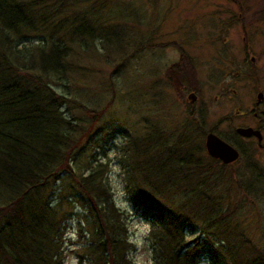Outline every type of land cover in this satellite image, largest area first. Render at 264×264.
<instances>
[{"label": "trees", "instance_id": "16d2710c", "mask_svg": "<svg viewBox=\"0 0 264 264\" xmlns=\"http://www.w3.org/2000/svg\"><path fill=\"white\" fill-rule=\"evenodd\" d=\"M42 1L0 0V264H64L70 216L76 217L83 238L73 250L79 264H133L132 218L148 228L152 264H199L202 259L207 264H264L239 228L243 210L235 217L231 209L234 183L219 172L226 165L208 157L222 168L216 171L208 160L194 158L201 150L194 130L176 136L174 148L160 137H148L149 132L142 141L120 145L117 162L128 209L118 207L110 170L99 162L107 147L92 142L91 127L85 130L65 114L68 101L49 79L73 70L67 61L69 39L92 40L101 28L102 14H96L109 4L87 0V7L65 16L66 8L82 2ZM26 33L36 34L38 41L26 44L21 36ZM172 67L174 81L187 78ZM85 140L99 151L87 167L75 170L73 157ZM201 148L205 153L203 143ZM247 164L250 178L235 187L246 196H261L264 173ZM65 176L72 179L71 189L60 197L55 184Z\"/></svg>", "mask_w": 264, "mask_h": 264}, {"label": "rangeland", "instance_id": "374dc122", "mask_svg": "<svg viewBox=\"0 0 264 264\" xmlns=\"http://www.w3.org/2000/svg\"><path fill=\"white\" fill-rule=\"evenodd\" d=\"M77 1L82 3L66 8L65 16L71 10H81L94 3V0ZM105 3L109 4L108 9L96 14L97 18L102 14L100 32L95 29L92 40L67 37L72 41L70 46L66 42L71 47L67 61L73 70L67 76L48 78L54 90L68 101L63 108L65 114L76 118L83 129L91 127L92 142L107 147L106 157L101 156L99 162L110 170L108 180L118 207L128 209L117 162L120 145L134 138L142 141L149 132L148 137H160L166 146L174 148L176 136L191 129L187 125L191 120L187 93L172 78V66L175 63L177 66L182 53L201 81L199 94L210 100L208 108L214 112L208 118L211 123H220V137L240 152L236 162L219 171L222 169L219 164L203 153L205 134L200 132L194 134L198 138L197 148L202 151L193 156L203 162L208 160L210 169L231 178L234 183L228 197L231 209L235 217L236 211L243 210L239 228L254 243V250L264 256V194L246 196L235 187L238 181L240 184L250 178L247 163L264 173V148H258L251 139H239L234 133L236 127L257 124L248 114L256 94L259 91L264 94V0H107ZM101 32L107 35L109 44ZM21 36L26 44L38 41L36 34ZM19 44L21 48L23 45ZM214 97L219 98L217 103ZM91 112L97 116L94 118ZM92 142L83 144L73 157L75 170L87 167L92 155L99 151ZM71 181L65 176L55 184L60 197L69 192ZM69 218L72 223L67 224L69 229L64 234V264H79L73 250L81 245L83 238L76 217ZM129 225L135 246L130 254L133 264H152L145 240L147 226L138 218L130 219ZM199 264L207 262L202 259Z\"/></svg>", "mask_w": 264, "mask_h": 264}, {"label": "flooded vegetation", "instance_id": "af4514ba", "mask_svg": "<svg viewBox=\"0 0 264 264\" xmlns=\"http://www.w3.org/2000/svg\"><path fill=\"white\" fill-rule=\"evenodd\" d=\"M181 55L179 57V61L177 62V66L175 71H180V75L184 76L187 73V78L182 81L180 79L179 83L180 85L182 84V88H184V91H186L187 95H186V102H187V112L189 117L191 118V123L194 125V132L196 134H205V138L208 134H213L215 136H217L218 138H220L222 141L226 142L227 144L231 145L233 147V145L231 143H229L226 139L223 140L220 137V132H219V122H215V123H211V120L208 118L209 115H211L212 112H214V110H212L209 106V99L203 98L199 93L200 90V86H201V81L197 80V75L196 72L193 73V68L191 65V62L186 61V57H184L185 55ZM188 60V59H187ZM252 60V59H251ZM176 65V63L174 64V66ZM185 65V66H184ZM187 65L190 66L191 68H187ZM186 67V68H185ZM198 86V87H197ZM198 88V89H197ZM261 93L263 95L264 98V94L259 91L256 94V99H255V103L252 106V109L249 111L250 116L253 117L254 121H257V124L254 126H246V127H250L256 130H259L262 136L261 139V145H264V124H262L264 122V113H263V100L261 99V101H258V94ZM216 103L219 101L218 97H214L213 99ZM212 101V100H211ZM197 105H199V107L197 108ZM217 105V104H216ZM211 106V105H210ZM199 129V130H195V129ZM239 127H236L234 129V133L235 136L239 139H243V140H253L256 142L257 146L259 148H261L258 144V141L255 137H250V138H244L242 136H239L236 133V129Z\"/></svg>", "mask_w": 264, "mask_h": 264}, {"label": "water", "instance_id": "95a60500", "mask_svg": "<svg viewBox=\"0 0 264 264\" xmlns=\"http://www.w3.org/2000/svg\"><path fill=\"white\" fill-rule=\"evenodd\" d=\"M258 101L260 102L261 99L263 100V113H264V98L261 93L257 96ZM236 133L239 136H242L244 138H250L255 137L258 141V144L260 147H264L261 145V133L259 130L250 128V127H239L236 129ZM205 149L207 154L215 159L220 160L222 163L229 164L234 162L238 159L239 153L236 149H234L232 146L227 144L226 142L222 141L220 138L213 134H208L205 139Z\"/></svg>", "mask_w": 264, "mask_h": 264}]
</instances>
